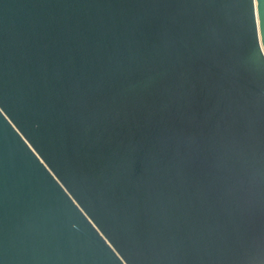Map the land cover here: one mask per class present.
Segmentation results:
<instances>
[{
  "label": "water",
  "instance_id": "95a60500",
  "mask_svg": "<svg viewBox=\"0 0 264 264\" xmlns=\"http://www.w3.org/2000/svg\"><path fill=\"white\" fill-rule=\"evenodd\" d=\"M0 264H264V0H0Z\"/></svg>",
  "mask_w": 264,
  "mask_h": 264
}]
</instances>
